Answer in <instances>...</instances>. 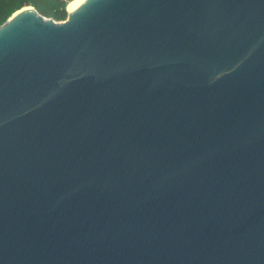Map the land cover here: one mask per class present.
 <instances>
[{"label":"water","instance_id":"water-1","mask_svg":"<svg viewBox=\"0 0 264 264\" xmlns=\"http://www.w3.org/2000/svg\"><path fill=\"white\" fill-rule=\"evenodd\" d=\"M65 9L0 24V264H264V0Z\"/></svg>","mask_w":264,"mask_h":264},{"label":"trees","instance_id":"trees-1","mask_svg":"<svg viewBox=\"0 0 264 264\" xmlns=\"http://www.w3.org/2000/svg\"><path fill=\"white\" fill-rule=\"evenodd\" d=\"M69 0H0V24L16 10L31 5L40 14L54 20H64L67 16L66 4Z\"/></svg>","mask_w":264,"mask_h":264},{"label":"bare ground","instance_id":"bare-ground-1","mask_svg":"<svg viewBox=\"0 0 264 264\" xmlns=\"http://www.w3.org/2000/svg\"><path fill=\"white\" fill-rule=\"evenodd\" d=\"M73 1H75V0H70V1H68V3L66 4V8L68 7V5L71 3V2H73ZM25 9V8H24Z\"/></svg>","mask_w":264,"mask_h":264},{"label":"rangeland","instance_id":"rangeland-1","mask_svg":"<svg viewBox=\"0 0 264 264\" xmlns=\"http://www.w3.org/2000/svg\"><path fill=\"white\" fill-rule=\"evenodd\" d=\"M70 1V0H69ZM68 3V2H67Z\"/></svg>","mask_w":264,"mask_h":264}]
</instances>
